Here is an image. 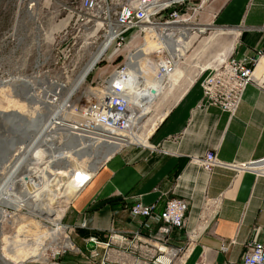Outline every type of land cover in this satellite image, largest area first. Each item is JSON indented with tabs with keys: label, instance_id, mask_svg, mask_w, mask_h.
Segmentation results:
<instances>
[{
	"label": "built area",
	"instance_id": "built-area-1",
	"mask_svg": "<svg viewBox=\"0 0 264 264\" xmlns=\"http://www.w3.org/2000/svg\"><path fill=\"white\" fill-rule=\"evenodd\" d=\"M211 1L74 0L69 6L62 4V8L70 15L61 27H57L55 36L48 42L49 46L59 53L57 60L59 63L65 62L71 54L76 34L78 38L81 35L84 40L87 33L93 30V37L97 34L99 41L87 52L88 58L106 39L107 45L98 61L107 58L111 62L119 51L124 48L127 50L122 59L118 60V65L108 71L95 87L84 84L87 76L85 75L77 89L66 100L61 99L64 89L53 87V83H58L54 80H48L47 83L38 81L33 84L31 97H28L33 101L30 135L44 122L54 135H65L72 139L84 136L96 139L98 143L107 142V145L112 143L113 146H118L115 151L129 145L141 146L120 143L126 141V135L122 134L136 130L140 124L138 120V124L133 126L135 115L131 113V104L144 100L153 102L157 94L153 91L155 88L153 84L128 73L129 55H132L133 50L140 45L136 46L139 40H141L139 43L143 44L151 41L155 45V51H160L157 53L158 56L162 55L154 73L158 76L171 73L176 66L174 58L167 52V48L171 46V39L180 35L184 27L198 25L192 23L195 16L204 11ZM91 38H88V41ZM262 54L264 49L257 51L256 56L252 57L236 59L227 56L221 61L215 60L200 68L193 81L199 80L202 99L208 105L216 106L230 116L234 115L240 106L246 86L255 81L254 68ZM145 56L150 59L153 56L156 58V52L146 53ZM74 69L75 64H72L70 68L63 69V73L71 74ZM90 88L94 89L91 91L93 93L89 92ZM25 144L15 145L11 152L12 156L20 155ZM191 160L207 172H211L215 167H223L234 169L236 172L255 171L264 175V158L231 164L221 162L215 151L208 150L203 156ZM47 163H50L52 169L59 167L55 163L48 161ZM79 169L86 170L84 167ZM76 173L71 183L74 185V192L69 194L70 199L64 212L92 176L81 178ZM65 178L58 176L59 184L63 183ZM122 198L125 199L123 196ZM130 198L131 202L124 208L130 229L109 228L105 240H99L94 236L82 238L84 251L76 247L67 235L73 232V227L61 224L67 239L74 247L72 251L86 264H182L187 252L197 241L201 226L216 212L219 202L218 199L206 197L200 225L184 232L188 211L187 200L172 195L167 197L162 208L158 209L156 202L143 204L136 195ZM85 225V221L82 220L78 227L83 228ZM65 250L69 249L63 248L60 252L64 253ZM226 264H264V244L256 239L251 240L239 261Z\"/></svg>",
	"mask_w": 264,
	"mask_h": 264
},
{
	"label": "crops",
	"instance_id": "crops-1",
	"mask_svg": "<svg viewBox=\"0 0 264 264\" xmlns=\"http://www.w3.org/2000/svg\"><path fill=\"white\" fill-rule=\"evenodd\" d=\"M207 6L212 29L231 32L225 33L231 36L227 56L252 57L264 49V0H212ZM254 76L232 116L202 99L199 80L161 100L170 105L148 134L143 129V145L108 156L66 209L62 223L73 227L80 241L89 236L105 240L109 228L130 229L124 208L131 196L161 209L174 195L188 201L187 232L200 225L208 197L218 199L216 212L201 226L182 264L237 262L251 240L264 244V175L223 167L207 172L191 160L208 150L231 164L264 158V54ZM82 220L86 225L80 228Z\"/></svg>",
	"mask_w": 264,
	"mask_h": 264
},
{
	"label": "rangeland",
	"instance_id": "rangeland-1",
	"mask_svg": "<svg viewBox=\"0 0 264 264\" xmlns=\"http://www.w3.org/2000/svg\"><path fill=\"white\" fill-rule=\"evenodd\" d=\"M72 1L74 0H0V80L17 77L21 79L28 78L33 84L38 81L47 83L48 80H54L58 83L68 85L74 79L76 72L88 60L87 52L98 43L99 38H97L96 34L90 39L91 43L84 48L81 46L83 41L82 36L79 35L78 38V34H76L73 38L75 42L72 47V52L67 60L63 63L57 61L59 53L52 49L48 42L55 36L57 27H61L70 15L67 10L62 8V4L69 6ZM206 8L199 15L195 16L192 23L205 25L210 22L207 17L212 18V15L210 16L209 14L211 11H208ZM225 33L231 34L229 30H225L224 33H219L214 29H208L205 33H201L195 38L190 37L188 42L182 40L183 44L175 48L176 51L173 57L179 59L176 61L174 71L162 77L158 91V101L156 104L148 102L145 105L146 110L141 111V115L139 114L141 117L139 119V123H141L140 128L146 127V134L158 123L170 105L169 103L171 101L161 103V100L169 95L170 98L176 97L194 79L200 68L207 66L215 60L221 61L226 58L231 45L228 49L226 46L230 42L231 36ZM71 35L73 36L74 34L72 33ZM72 36H68V38ZM139 42L136 46L142 43ZM126 50L124 48L119 51L116 58L111 62L107 58L99 60L86 74L84 84L95 87L108 71L118 65V60L122 59ZM72 64H75L73 73L65 75L63 69L70 68ZM12 80L11 78L7 85L2 88L0 87V111H18L26 113V115L27 113L32 115L33 112H30L28 108L29 102L23 96L25 88L20 92L14 93L13 89L9 86ZM142 128L141 131H138V134L141 133L142 143H144L145 137ZM15 141H19V139L16 138ZM24 143H26V140L19 141L17 144ZM43 152L45 151L43 150ZM87 153L89 152L87 151L82 154V159L79 161L85 163L88 167L91 160L86 158ZM44 155L45 153L42 157ZM69 157L72 156L68 155L66 160ZM1 179L2 177L0 175ZM2 208L6 211L5 219L2 220L3 222H0V236H2V239L4 238L0 240V251L2 253L10 255V252L6 250L7 244L5 243L8 239L9 241H26V244L29 245L32 240L31 238L38 236H35V234H38V230H42V228L48 230L50 228V225L41 217L28 214L26 208L19 210H13L9 206H2ZM50 212L53 213L54 211ZM55 215L56 217H60L62 214L60 211H56ZM10 223L17 225L11 227ZM59 224H63L61 218ZM65 235L63 231L60 234L62 244L66 242L64 240H67L64 237ZM67 235H69L70 240L76 247L80 250H85L78 234L74 235L73 232H70ZM8 246L10 248L12 244ZM43 249H46L44 256L26 257L22 261V264H86L72 250H65L64 253H61L62 248H53V246L46 245ZM0 264H3L1 260Z\"/></svg>",
	"mask_w": 264,
	"mask_h": 264
},
{
	"label": "bare ground",
	"instance_id": "bare-ground-1",
	"mask_svg": "<svg viewBox=\"0 0 264 264\" xmlns=\"http://www.w3.org/2000/svg\"><path fill=\"white\" fill-rule=\"evenodd\" d=\"M212 28L213 25L211 23L184 27V31L180 35L171 39V46L167 48L168 54L174 58L173 54L176 51L175 48H177L178 45L183 44L182 40L188 42L190 37L195 38L199 34L205 33V31ZM93 35L94 30L89 31L81 46L85 48L87 44L91 42L88 41V38L93 37ZM106 45L107 39L97 46L96 50L89 56L86 63L81 67L75 78L71 80L68 85L53 83V87L62 90L64 89L61 94L62 100L68 99V97H70L77 89L84 76L98 61V58ZM133 52L132 55H129L130 65L127 67L128 73L145 82L153 84L155 87L153 88V91H156L157 98L151 102V104H156L159 99L158 90L160 88V83L165 74L158 76L154 72L162 55L160 54V57L158 56L159 54L157 53H160V51H155V45L151 43V41L140 44L133 50ZM149 52H156V58L155 56H153L152 59L146 57L145 54ZM178 59L174 58L175 63ZM11 78L13 80L9 86L13 91L15 89L16 92H20L25 88L23 96L28 100V108L30 109V112H32L33 101L29 100L31 97V88L33 87L32 81L28 78ZM11 78L0 80V87L2 88L7 85ZM93 90V88H90L89 92ZM15 91L14 93H16ZM148 102L149 101L146 100L135 103L132 102L131 113L135 115L133 121L134 127L138 124V120L141 118V111L146 110L145 105L148 104ZM31 119L32 117L29 113L26 115V113L18 111H0V175L2 177L0 180V222L6 217V211L2 206H9L13 210L26 208L28 214L41 217L50 225V228H48V230H44L43 228L42 230L37 229L38 234H35V236H38L31 238L32 240L29 245L26 244V241H9V239L8 241H5L7 244L6 250L10 252V255L0 251V260L3 264H22V261L25 260L26 257L30 258L37 255L42 257L46 250L43 249L45 245L50 247L53 246V248L60 247L62 249H74L71 241L68 239L64 240L66 241L64 244L61 243L62 240H60V234L63 231V227L59 224V220L62 215L56 217V211H60L61 214H63L66 204L70 199L69 194L74 192V185L71 184L74 173L77 172V176L81 178L84 176L90 177V175L98 169L99 165H101L108 156L118 148V146H113L112 143L108 145L107 142L98 143L96 139L92 140L84 136L72 139L65 135H54L52 131L47 129L44 122L36 131L31 132V135H29L30 133L28 132L32 129ZM138 126L136 130L129 132L128 134H122L123 136L126 135V141L120 143L143 145L142 135L141 133L138 134L141 123ZM143 129H145V127L142 128V132ZM16 138H18L20 142L23 140H27V142L22 153L13 157L11 152L13 147L19 142L15 141ZM5 140H7V142H5ZM43 150L45 152H43ZM87 151L89 153H87V157H85L91 160L89 164L87 163L88 167L85 163L79 161L82 159V154ZM44 153L45 155L42 157ZM68 155L72 157H69L66 160ZM47 161L55 163L59 167L52 169V166L50 163H47ZM79 166L84 167L86 170L83 171L79 169L81 168ZM58 176H65V181L59 184V179H57ZM69 186L71 188H69ZM61 197L63 198L60 199ZM50 211L54 212L51 213ZM12 223H10L11 227L17 225ZM64 237L67 238V235ZM1 239L2 236H0V240ZM10 244H12V247L9 248L8 245ZM23 253H25V255H23Z\"/></svg>",
	"mask_w": 264,
	"mask_h": 264
}]
</instances>
